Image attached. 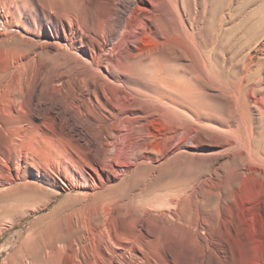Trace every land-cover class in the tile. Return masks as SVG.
I'll use <instances>...</instances> for the list:
<instances>
[{"label": "bare ground", "instance_id": "obj_1", "mask_svg": "<svg viewBox=\"0 0 264 264\" xmlns=\"http://www.w3.org/2000/svg\"><path fill=\"white\" fill-rule=\"evenodd\" d=\"M0 24L20 41L5 49L0 69V185L8 191L33 187L31 179L57 193L89 191L141 154L158 158L168 141L180 161L188 148L237 143L238 174L263 166L264 0H0ZM256 52L263 57L254 60ZM154 123L167 131L157 137L147 130ZM217 160L200 157L208 169L185 186L194 220H138L132 210L105 222L107 231L77 224L71 264H247L239 221L214 220L203 208L220 189ZM216 196L223 209L225 195ZM114 214L122 216L120 206Z\"/></svg>", "mask_w": 264, "mask_h": 264}, {"label": "rangeland", "instance_id": "obj_2", "mask_svg": "<svg viewBox=\"0 0 264 264\" xmlns=\"http://www.w3.org/2000/svg\"><path fill=\"white\" fill-rule=\"evenodd\" d=\"M249 8H252L251 5ZM240 18L241 15L237 16L235 22ZM4 33L0 24L1 70H5L8 64L5 49L15 40L20 42L19 38L13 39ZM260 57H263L261 52L254 54V60ZM37 108L42 110L43 107ZM252 123L254 129L259 127V119L255 115L252 116ZM72 126H67L68 131L81 137L83 131ZM147 130L159 137L167 128L154 123ZM172 144L168 141L162 146L160 156L153 157L151 161H147L144 154L137 156L135 162L123 166L124 171L89 191L66 189L57 193L49 185L33 182L32 179L29 182L34 184L33 187L20 190L8 191L10 185H0V264H71L67 245L79 244L73 232L75 225L100 223V228L107 231L105 222L128 220L132 210L139 213L138 220H194L189 203L184 201V189L191 178L208 169L205 161L199 167L197 162L200 157L218 158L216 166L221 169L218 177L220 189L206 195L203 199L206 202L202 203L204 210L210 216L214 215V220L239 221L248 245L247 264H264V162L263 166H249L256 171L246 170L238 174V154L242 149L237 143L203 153L188 148L183 151V161L176 158ZM0 145L4 146L1 141ZM2 158L5 159V156ZM261 158L264 160V153ZM215 194L225 195L227 202L224 200L223 209L217 203ZM175 198L181 204L168 202ZM117 206L121 207L122 216H115L114 208ZM82 233V241L90 243L91 230L85 229ZM116 259L120 260V256L117 255Z\"/></svg>", "mask_w": 264, "mask_h": 264}]
</instances>
